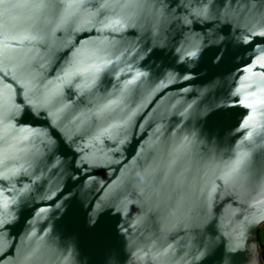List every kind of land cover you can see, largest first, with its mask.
<instances>
[{"label":"snow or ice","instance_id":"obj_1","mask_svg":"<svg viewBox=\"0 0 264 264\" xmlns=\"http://www.w3.org/2000/svg\"><path fill=\"white\" fill-rule=\"evenodd\" d=\"M0 16L6 23H22L25 34L18 43L32 44L22 51L11 44L0 50L6 66L12 65L0 68V140L6 145L0 150V181L39 182L34 189L19 179V189H7L12 207L23 202L27 208L33 192L49 185L40 197L48 207L35 205L29 215L42 218L51 211L41 227V232L47 228L46 241L36 232L12 238L9 199L0 200V234L11 241L0 244V264H48L52 257L56 264H82L76 221L65 220L63 213L91 183L106 196L87 201L88 227L95 228L104 214L135 213L128 228L117 223L114 229L127 235L128 229L143 227L149 233L143 245L129 244L134 251L115 246L110 253L115 264H132L130 257L138 264H207L210 253L217 264H238V257L251 264L250 249H242L238 240L241 224L264 223V216L249 221L244 215L254 206L251 201L264 195V135L248 131L247 115L228 129L227 140L224 129L231 109L250 112L253 104L237 87L205 106L214 80L191 102H160L173 86L178 91L170 101L193 91L185 86L194 77L184 62L198 61L206 51L218 66L228 46H234L239 75L250 67L264 69V58L256 61L257 51L264 52V0H0ZM166 50L178 53L171 63L158 68L149 63ZM144 67L155 71L149 87L141 89L140 83L150 79L148 71L140 70ZM113 77H123L119 95L108 89ZM102 137L117 143L113 151L118 155H123L119 146L131 147L133 157L119 182L107 186L90 174L99 165L89 154L81 155L82 148H73L86 138L89 145L103 143ZM21 159L24 163L16 166ZM107 163L122 168L128 161ZM65 176L70 186L63 184ZM240 216L244 219L238 222Z\"/></svg>","mask_w":264,"mask_h":264},{"label":"water","instance_id":"obj_2","mask_svg":"<svg viewBox=\"0 0 264 264\" xmlns=\"http://www.w3.org/2000/svg\"><path fill=\"white\" fill-rule=\"evenodd\" d=\"M20 12L23 13L24 10L22 9ZM24 34V26L22 23H17L16 21L6 23L5 19L0 16V50H3L6 44H11L12 47L18 51L32 47V44H29L27 41H24L22 44L18 43ZM13 37H15V39H13ZM32 43L34 44L35 42ZM36 47H39V45H36ZM43 51L44 50L41 48V52ZM234 51V46H228L226 59L218 66L213 65L211 62V51H206L198 61H185V65L190 67L191 75L194 77V80L185 86L191 88L193 91L187 96H177L175 99L170 101V97L178 91V89L173 86L168 89L169 95L165 96L160 103L164 105L168 104L169 102L175 103L177 100H188L191 102V100L196 98V92L202 90L208 80H214L216 82L215 85L211 86V90L203 98L204 105L210 106L218 99H223L224 94L229 89L234 90L238 87L240 95L245 98L246 102L252 103L253 108L250 112H246V110L241 107L230 110V119L224 129L225 139L227 140L230 138L228 129L231 128L234 130L238 121H240L245 115L250 117L248 123L252 126L250 129H248V131L253 132L255 136L264 135V104L257 103V101L264 99V69L250 67L249 71L243 75L237 74L235 68L237 64L241 63V60L239 57H237L235 60L232 59ZM14 54L15 53H13V55ZM176 55H178V53L166 50L163 54H154L149 63L151 64L154 61L156 67L158 68L162 62L171 63L173 57ZM262 58H264V52L258 50L256 61L258 63L262 62ZM14 62L15 61H13V63ZM11 67V64L6 66L3 58L0 57V68L8 70L11 69ZM140 70L149 72L150 79L140 83V88L146 89L151 84V75L155 69L150 70L149 68L144 67L140 68ZM9 74H11V72ZM107 86L109 91L113 92L114 95H119V89L123 87V77H121L120 80H117L115 77H113L111 83ZM132 87L133 86L128 87L126 94H130ZM127 103L130 108H135V104L130 100L127 101ZM125 111H128V109L126 108ZM232 135H236L237 140L243 139V137L239 134H236L235 131H233ZM119 138L120 137L117 136V140ZM101 139L103 143L89 145L88 139L86 138L84 140L78 141L77 144L73 145V148H82L83 152L81 155L85 153L89 154L91 162L99 165V167L91 169L90 174L95 177L96 180H99L103 185L107 186L113 182H119L121 173L130 166L133 157L130 156L131 147L125 149L123 146H119L120 151L123 152V155L121 156L113 151V149L118 147L115 141H109L103 137ZM5 146L6 145L4 144L3 140H0V150H2ZM20 155L23 156L24 154L21 153ZM125 158H127L128 163H123ZM109 160H119L123 163V167L121 168L119 165L109 166L107 163ZM19 163H24V160L21 159L16 166H19ZM9 166L11 167L12 165ZM27 166L28 165L25 164V167ZM3 172V166H0V174ZM29 172H32V169H29ZM19 179H23V184H28L34 189H38L39 184L38 182L37 185H32V181L30 179L22 177L12 178L7 183L0 181V193H2L0 200H3L5 197L9 199L10 207L8 211L11 213V217L14 219V227L9 229V233L12 238H15L17 233L20 234V237H24L26 233L36 232L38 237L44 236L46 241L47 236L45 235V232L47 231V228H45V232H41V227L46 224L48 217L51 215V211L43 214V217L41 218L37 217L35 214L29 215V210L35 207V205H39L40 207H48L47 204L41 202L40 197L48 191L49 185H44L43 192L39 190L33 192L32 195L34 196V199L29 200L27 208H25L23 202L19 203V207H12L11 197L9 196L7 189H19L21 187V184L17 182ZM33 179H35L34 176ZM81 179H83L82 175ZM72 183V181L67 179V176L64 177V185L70 186ZM78 187H80V185H78ZM98 188L99 185L91 183L89 184L88 188L84 190L83 194L78 192V199L74 200L65 207L63 217L65 220L75 219L76 221L75 226L80 233L81 246L84 252L82 264H101V261H106L107 264H115L114 258L110 254L115 246H123L125 252L134 251L133 248L129 247V244L136 243L143 245L147 242L145 237H147L149 233L143 227L135 230L128 229L127 235L114 229V226L117 223L122 225L124 228H128L129 223L133 222L134 220L135 213L125 216H112L104 214L98 217V224L95 228L88 227L86 224V212L90 211L91 209L87 201L89 199H93L96 202H99L100 196H106L103 191H98ZM80 198L85 200L83 205L80 203ZM16 199L18 202L20 201L19 196H17ZM251 203L254 206L248 208L247 211L244 212V215L248 217L249 221L253 220V218L259 220L261 216H264V195H257L256 199L252 200ZM232 207L236 208L237 205H232ZM36 211L38 212L39 209L37 208ZM3 212L4 209L0 207V219L4 218ZM243 219L244 217L240 216L238 218V222L243 221ZM29 221H35V223L30 225ZM54 223L55 221H53V224ZM263 226L264 223H260L258 227L249 223H243L240 227L242 235L239 237L238 243L242 249H250L253 255L251 264H264V255L262 253L259 239L260 229ZM47 227H52V224H48ZM224 230L225 229L223 228L221 229V231ZM210 235L211 234H209V236ZM178 239L180 238L178 237ZM6 242H11L8 240V236L5 234H0V244ZM169 242L175 243L171 240H169ZM219 242L220 241L217 240V244H219ZM29 243H31V241H29ZM257 244L259 246L258 254L256 252ZM232 246L231 240H228L226 242V247L231 248ZM129 260L132 262V264H138V262H135L131 257ZM189 260H191L190 257ZM48 264H56L55 257H52ZM126 264H129V262L126 261ZM197 264H199V262H197ZM207 264H217V258L211 255V253L209 254ZM238 264H244L243 257H238Z\"/></svg>","mask_w":264,"mask_h":264},{"label":"rangeland","instance_id":"obj_3","mask_svg":"<svg viewBox=\"0 0 264 264\" xmlns=\"http://www.w3.org/2000/svg\"><path fill=\"white\" fill-rule=\"evenodd\" d=\"M260 234H261V236H262V238H263V247L261 248L262 249V251L264 250V226L260 229Z\"/></svg>","mask_w":264,"mask_h":264},{"label":"trees","instance_id":"obj_4","mask_svg":"<svg viewBox=\"0 0 264 264\" xmlns=\"http://www.w3.org/2000/svg\"><path fill=\"white\" fill-rule=\"evenodd\" d=\"M259 239H260V243H261V248L263 247V238L261 236V234L259 235ZM263 255H264V250L262 251Z\"/></svg>","mask_w":264,"mask_h":264}]
</instances>
